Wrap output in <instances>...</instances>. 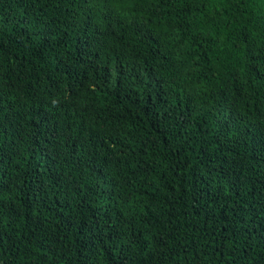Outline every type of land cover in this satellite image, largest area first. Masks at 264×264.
Instances as JSON below:
<instances>
[{
  "label": "trees",
  "instance_id": "trees-1",
  "mask_svg": "<svg viewBox=\"0 0 264 264\" xmlns=\"http://www.w3.org/2000/svg\"><path fill=\"white\" fill-rule=\"evenodd\" d=\"M0 264H264V0H0Z\"/></svg>",
  "mask_w": 264,
  "mask_h": 264
}]
</instances>
